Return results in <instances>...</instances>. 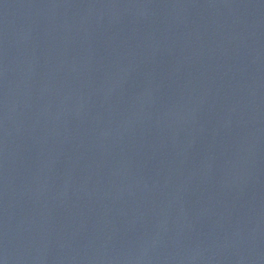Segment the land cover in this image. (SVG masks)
I'll list each match as a JSON object with an SVG mask.
<instances>
[{"label":"water","instance_id":"95a60500","mask_svg":"<svg viewBox=\"0 0 264 264\" xmlns=\"http://www.w3.org/2000/svg\"><path fill=\"white\" fill-rule=\"evenodd\" d=\"M0 264H264V0H0Z\"/></svg>","mask_w":264,"mask_h":264}]
</instances>
